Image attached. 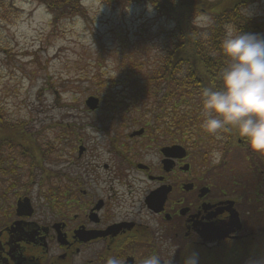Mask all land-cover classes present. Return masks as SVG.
Here are the masks:
<instances>
[{
    "label": "flooded vegetation",
    "instance_id": "obj_1",
    "mask_svg": "<svg viewBox=\"0 0 264 264\" xmlns=\"http://www.w3.org/2000/svg\"><path fill=\"white\" fill-rule=\"evenodd\" d=\"M114 110L124 126L128 109ZM201 123L167 143L143 126L101 131L107 161H85L74 141L59 172L51 151L0 123V264H183L192 252L200 264H264V156ZM235 150L248 158L229 161Z\"/></svg>",
    "mask_w": 264,
    "mask_h": 264
},
{
    "label": "rangeland",
    "instance_id": "obj_2",
    "mask_svg": "<svg viewBox=\"0 0 264 264\" xmlns=\"http://www.w3.org/2000/svg\"><path fill=\"white\" fill-rule=\"evenodd\" d=\"M82 5L84 18L53 24L38 2L0 0L1 123L4 130H16L18 136L21 131L30 135L38 151H51L48 156L56 164L48 166L53 172L76 158L74 141L87 148L85 161L92 157L107 161L102 150L107 134L101 131L130 133L145 125L149 115L139 119L130 107H119L128 109L120 127L123 111H112L101 89L115 84L109 79L119 87L132 85L133 79L140 81L169 28L146 3L122 8L85 0ZM245 12L264 24V1L248 6ZM205 18L197 19L199 25L207 24ZM90 96L99 99L94 112L84 104ZM60 124L74 126L75 133H60ZM169 138L159 141L167 143ZM246 158L239 150L227 156L236 162Z\"/></svg>",
    "mask_w": 264,
    "mask_h": 264
},
{
    "label": "trees",
    "instance_id": "obj_3",
    "mask_svg": "<svg viewBox=\"0 0 264 264\" xmlns=\"http://www.w3.org/2000/svg\"><path fill=\"white\" fill-rule=\"evenodd\" d=\"M43 5L52 23L74 17L84 18L85 0H30ZM109 7L150 5L163 19L166 29L159 51L140 81L130 86L103 87L102 98L110 107H130L143 119L147 129H159V138L187 137L188 130L203 120L200 94L206 87L219 86V74L227 64L221 43L229 29L233 35L252 33L264 36V24L244 13V9L264 0H100ZM201 16L211 22L199 25ZM129 99V101H125ZM122 100V101H121ZM2 111L0 110V116ZM2 119L0 118V123ZM60 133L75 131L60 124ZM73 135V134H71Z\"/></svg>",
    "mask_w": 264,
    "mask_h": 264
},
{
    "label": "clouds",
    "instance_id": "obj_4",
    "mask_svg": "<svg viewBox=\"0 0 264 264\" xmlns=\"http://www.w3.org/2000/svg\"><path fill=\"white\" fill-rule=\"evenodd\" d=\"M221 49L228 62L219 74V86L206 87L200 94L201 128L216 136L233 133L253 153L264 156V36L233 35L229 29ZM107 264L120 261L110 257ZM143 264H161V260L152 255ZM183 264H200L199 254L187 255Z\"/></svg>",
    "mask_w": 264,
    "mask_h": 264
},
{
    "label": "water",
    "instance_id": "obj_5",
    "mask_svg": "<svg viewBox=\"0 0 264 264\" xmlns=\"http://www.w3.org/2000/svg\"><path fill=\"white\" fill-rule=\"evenodd\" d=\"M98 99L97 98H95V97H92V96H90V97H88L87 99H86V101H85V106H86V108L89 110V111H94V110H96V108H97V106H98ZM174 148V147H173ZM170 149H172V148H165L163 151L165 152V151H169ZM174 149H179V148H174ZM181 149V148H180ZM80 153L82 152V149H80V151H79Z\"/></svg>",
    "mask_w": 264,
    "mask_h": 264
}]
</instances>
